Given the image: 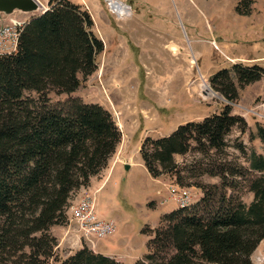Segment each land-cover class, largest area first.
I'll use <instances>...</instances> for the list:
<instances>
[{
    "label": "trees",
    "instance_id": "trees-1",
    "mask_svg": "<svg viewBox=\"0 0 264 264\" xmlns=\"http://www.w3.org/2000/svg\"><path fill=\"white\" fill-rule=\"evenodd\" d=\"M253 0H239L240 15L252 13ZM245 8H244V7ZM82 4L49 0L41 13L25 20L17 49L0 54V264H50L55 259V225L68 222L67 209L82 187L108 166L122 133L112 112L100 103L70 99L53 104L50 91L73 93L98 70L105 42ZM264 78V65L234 63L210 81L229 102L239 87ZM248 127L246 118L226 104L201 121L178 125L169 135L148 136L140 154L149 173L180 178L175 156L196 143L222 150L232 129ZM264 142V123L257 122ZM243 151L244 146L239 145ZM248 168L209 164L222 188L198 184L203 195L194 204L165 213L151 229L149 251L135 264H253L264 239V153L253 152ZM212 165V166H210ZM253 172L252 174H250ZM249 182L254 199L246 203L228 194L229 179ZM184 185L183 183H180ZM233 185L231 184V187ZM59 264H121L88 246Z\"/></svg>",
    "mask_w": 264,
    "mask_h": 264
},
{
    "label": "rangeland",
    "instance_id": "rangeland-1",
    "mask_svg": "<svg viewBox=\"0 0 264 264\" xmlns=\"http://www.w3.org/2000/svg\"><path fill=\"white\" fill-rule=\"evenodd\" d=\"M41 1L46 7L49 6V0ZM125 2L131 5L132 13L119 19L109 8L107 0H102L106 12L114 22V31L122 34L123 37L119 38H123L125 46H128L127 53L124 52V55L119 57L113 55L108 57L111 51L104 50L98 57V70L87 78L80 75L82 82L75 92L50 91L48 94L53 104L75 98L87 103H100L112 112L122 138L116 152L109 159L108 166L94 176V182L102 183L104 180V184L94 193L90 189L91 182L89 186L78 190L72 201L86 195L94 196L97 212L102 213L105 219H115L118 229L108 238L89 240L78 230L67 212L68 222L51 228V232L58 239V245L54 256L57 260L51 259L50 264H59L58 260L85 245L94 247L106 255L115 253L124 256V264H135L149 251L148 243L153 233L151 229H148L146 234L143 230L146 227H157L165 213L179 208L175 202L169 201L171 197L168 188L172 184L183 183L182 186L188 187L193 198L191 204H194L203 195L198 184L222 186L219 175L205 172L209 164L216 166L214 170H219L221 167L219 164L223 163H230L237 168L241 166L248 168V160L253 152L264 153V142L256 136L257 122L264 123V78L239 87V98L229 102L212 86L209 77L200 74L193 57H190L191 62L188 64L185 59L187 51L191 53L192 49L197 50L201 47L206 52L203 60L199 62L202 72L209 71L204 63L222 61V58L218 57L220 49L218 31L226 29L231 35L234 33L236 36L239 35L238 25L244 24L240 22L244 19L236 11L239 0H125ZM251 8L254 15L247 18L248 25L245 27L244 39L248 41L253 39L251 23L256 25L259 37L262 36L260 34H264V0H253ZM41 12L42 10L34 13L16 11L12 14H1L0 22H8L14 18L28 20ZM94 12L97 21L103 25L102 31L108 34L112 41L111 28L105 25V15L96 8ZM94 30L102 38L96 25ZM194 36L198 38V43L194 41ZM172 42L184 46V52L175 53L178 64L176 71L171 70L169 66L174 64V58H171L174 53L169 47ZM115 44L116 41L111 48H116ZM261 44L264 47V41ZM254 45L244 43V51L253 52ZM116 50L113 49L112 53ZM212 51L216 54L215 57L208 55ZM263 51L264 49L260 53H264ZM117 53L121 54L120 51ZM227 66L228 64L226 66L216 64L210 71L215 73ZM170 71L172 76L167 75L168 81L165 85L163 83L165 74ZM156 72L163 78L160 82L154 76ZM204 82L208 83L210 90L216 95H210L208 91L202 89L201 85ZM175 93L179 103L177 111L170 113L162 109L157 111L152 109L154 104L160 106L158 99ZM183 95L189 98L188 103H193L192 106L186 108L180 105L183 102ZM226 104L232 106L234 114L246 118L248 122L246 130L242 131L240 127L235 126L228 134L227 145L222 150H205L202 145L194 143L186 154H177L175 159L179 164L182 182H177L178 176L168 175L157 177L164 179L162 184L154 181L140 154L144 140L148 136L169 135L174 131L172 129L178 127L177 124L192 119L201 121L206 116L220 112ZM150 110H154V113L150 114ZM192 111L193 115L189 114ZM166 119L168 123H165ZM239 145L244 146V151L238 147ZM126 164L129 165L128 169ZM229 185L228 194L238 195L246 203L252 201L254 193L249 190L247 180L230 178ZM166 204H170L168 206L172 210L163 213Z\"/></svg>",
    "mask_w": 264,
    "mask_h": 264
},
{
    "label": "crops",
    "instance_id": "crops-1",
    "mask_svg": "<svg viewBox=\"0 0 264 264\" xmlns=\"http://www.w3.org/2000/svg\"><path fill=\"white\" fill-rule=\"evenodd\" d=\"M72 1L84 5L90 11L91 15L93 16L95 25L97 26V29L99 30L103 41H105V50L106 51H111L109 53L108 57L111 56V55H113V57H119V56L124 55V52L127 53V50H128L127 47L128 46H125V40L123 38H119L120 36H122V34L119 31H114V28H113L114 22L112 21L111 17H109L108 13L106 12V9H105V7H104V5L102 3V0H72ZM116 1L126 5L128 7H130V9L132 10L131 5H129L127 2H125V0H116ZM94 8H96L99 12H101L103 15H105V25H109L110 28H111L112 41L110 40V36H108V34H106V33H104L102 31L103 30V25L97 21L96 15H95V12H94ZM253 15H254V13H251L250 15H244V16L243 15H239V16H241L244 19V20H240V22H242L244 24L240 25V26L237 24L238 25L237 29H238V31H240L238 36H236L235 33L233 35L229 34V32L226 29L222 30V31H218L217 38H218V42H219L218 44H219V48H220L218 50V53H219L218 57H221L222 61H219L220 63H213V62H209V61L204 63V66L209 70L207 73L201 71V65L199 64V62H201L203 60V57L206 55V52L203 51L201 47H198L197 50H193L192 49L191 53L189 51H187V53H185V59H186L187 64L189 62H191V58L190 57H193L192 59L195 60L196 65L199 68L200 74H202L204 76H207L209 78L214 74V72L213 71L211 72L210 70H211V68L213 66H216V64H219V66H223V65L226 66L228 64V66L226 68L231 67L234 63H237V62H242V63H245V64L258 63V64H261V65H264V53H260L262 51V49H264V47L261 44L264 41V34H260V35H262V36H260L261 37L260 38L259 34H258L259 32H257L256 25L251 23L250 24V27H251L250 29L252 30L251 32L253 34V36H252L253 39L250 40V41L244 39V38H246L245 27H247V25H248L246 20H247V18H252ZM118 18L121 19L119 16H118ZM122 18H124V17H122ZM103 33H104V35H103ZM213 37H214V34H213ZM194 38H195L194 41L197 42L198 38L196 36H194ZM115 41H116V44H115L116 48H111V45ZM244 43H249V44L250 43H254L255 45L253 46L254 47L253 48V52L244 51L245 50L244 47H243ZM169 47L171 48V51L174 53V55H172V57H171V58H174L173 59L174 64L173 65L170 64L169 66H170L171 70H175L176 71V67L178 66V64L176 63L177 56H175V53L177 51L184 52V48H183L184 46H182L181 44H179L177 42H172L169 45ZM173 47H175V48H173ZM113 49H117V50L115 52L113 51L114 53H112ZM119 51L121 52V54L117 53ZM208 55L209 56L212 55V57H215L216 54L212 51V53H210ZM146 66L148 68H151L148 65H146ZM172 66H173V69H172ZM193 69H191L192 72H193ZM158 73L159 72H156V75H154V74H151V75L156 76L155 78L160 82L162 77H160V75ZM167 75H169V77H171L172 76L171 71L169 73L165 74V78H164L165 80L163 81L164 84L165 83L167 84V81H168V80H166L167 79ZM162 80H163V78H162ZM158 100H159L158 104L160 106H157V105L154 104L152 106L153 107L152 109H154L156 111L158 109H162V110H165L166 112H170V113H172L171 111H177L178 110L179 103H178L177 93H175L173 95H168V96L165 95V96L161 97V99H158ZM182 100H183V102L180 103V105H182V107L188 108V107L193 105V103H188V102H190V100H189V98L186 95H183ZM154 110H150L149 113L150 114L154 113ZM189 114L193 115V111L190 112ZM192 121H193V119H192ZM166 122L168 123L167 119L165 120V123ZM176 126H178V124ZM172 130H175V129H172ZM126 166H127V164H126ZM94 179H95V177H92V179H91L92 183H91L90 189L93 190V192L95 193V192H98L100 190V188L103 186L104 180L102 181V183H98V182H94ZM152 179L154 181H156L158 184L159 183L162 184V182L164 180L163 178H155L153 176H152ZM160 192H162V190ZM169 199H170L169 201L174 202L171 198H169ZM253 199H254V196H253ZM165 201H168V200H165ZM166 205L167 206H165L166 208H164L163 213L169 212V211L172 210V208H170L168 206L170 204H166ZM158 206H159V204H158ZM163 213H161V215ZM98 214H99V216L101 218H105L104 216H102L103 215L102 213L101 214L98 213ZM161 215H160V217H161ZM111 219H113V218H111ZM92 248H93L94 251L99 252L98 250H96V248H94V247H92ZM263 248H264V239L261 241V243L259 244V246L255 250V252L253 253V256H252L253 264H257L256 256ZM108 255L116 258L118 261H121L123 264L125 262L124 261L125 260L124 256L117 255L115 253H109Z\"/></svg>",
    "mask_w": 264,
    "mask_h": 264
},
{
    "label": "built area",
    "instance_id": "built-area-1",
    "mask_svg": "<svg viewBox=\"0 0 264 264\" xmlns=\"http://www.w3.org/2000/svg\"><path fill=\"white\" fill-rule=\"evenodd\" d=\"M107 3L109 8L120 18L126 16L125 12L128 9L124 8L123 10L122 7L114 5L112 0H107ZM46 8L44 5L42 11ZM24 23L25 20L16 18L8 22H0V54L12 53L17 49L20 30ZM168 191L171 199L179 207H185L192 203L193 198L188 187L172 184ZM67 212L71 221L76 223L78 230L89 240L105 239L117 232V222L114 219H105L99 216L94 196L86 195L79 200L72 201ZM256 261L257 264H264V248L257 254Z\"/></svg>",
    "mask_w": 264,
    "mask_h": 264
},
{
    "label": "water",
    "instance_id": "water-1",
    "mask_svg": "<svg viewBox=\"0 0 264 264\" xmlns=\"http://www.w3.org/2000/svg\"><path fill=\"white\" fill-rule=\"evenodd\" d=\"M43 8L44 5L41 0H0V15L12 14L16 11L34 13ZM126 168L128 169L129 165Z\"/></svg>",
    "mask_w": 264,
    "mask_h": 264
},
{
    "label": "bare ground",
    "instance_id": "bare-ground-1",
    "mask_svg": "<svg viewBox=\"0 0 264 264\" xmlns=\"http://www.w3.org/2000/svg\"><path fill=\"white\" fill-rule=\"evenodd\" d=\"M112 2H113L114 5H116V6L120 7V8L122 7L123 10H124V8L128 9V10L125 12L126 15H130V14L132 13V10L130 9V7H127V6H125V5H122V3L118 2V1H113V0H112ZM173 48H175V47H173ZM201 86H202V89L208 91V93H209L210 95H216L215 92H213V91L210 90L209 85H208L207 82H204Z\"/></svg>",
    "mask_w": 264,
    "mask_h": 264
}]
</instances>
